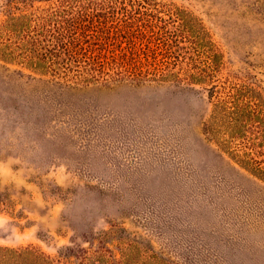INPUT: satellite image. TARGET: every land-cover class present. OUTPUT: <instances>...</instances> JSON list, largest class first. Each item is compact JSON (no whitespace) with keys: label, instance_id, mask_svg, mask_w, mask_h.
<instances>
[{"label":"rangeland","instance_id":"obj_1","mask_svg":"<svg viewBox=\"0 0 264 264\" xmlns=\"http://www.w3.org/2000/svg\"><path fill=\"white\" fill-rule=\"evenodd\" d=\"M176 13L219 55L201 81ZM54 36L72 55L22 61ZM231 85L264 110V0H0V246L57 259L117 229L138 245L101 264H264L259 118L214 116Z\"/></svg>","mask_w":264,"mask_h":264},{"label":"trees","instance_id":"obj_2","mask_svg":"<svg viewBox=\"0 0 264 264\" xmlns=\"http://www.w3.org/2000/svg\"><path fill=\"white\" fill-rule=\"evenodd\" d=\"M173 16L175 17L174 32L182 33V35L178 36L183 39L181 41H174L173 48L178 52L182 51L183 47L180 43L183 41L185 44L191 46L187 49L200 48L202 51L200 56L205 57L207 61L204 66L205 68H202L200 72L191 74L190 77H193L195 81H201L202 79L209 77V72L218 66L219 55L213 49L212 40L208 39V32L201 22L193 16L188 17L180 13L173 14ZM65 23L67 24L62 25V31H65L64 33L73 29L75 26L80 27V31L84 32L87 26V24H82L76 20H69ZM49 46L55 54L52 52L51 55H44L38 51L36 52L37 54L26 57L22 61L36 70L47 72L50 71L54 58L60 57L63 54L72 55V47L66 44L61 48L59 40L55 39V36L51 39ZM128 54L126 48L121 50L122 56H128ZM170 73L171 72H169V74ZM230 88L231 90L226 96H217L214 116L220 121L224 118L225 126L229 121L230 131L234 129V132L236 133L241 130V128H238L239 124L244 125L248 120L259 118V131L260 136L263 139L261 143L264 145V110L260 111V108L262 107L260 103L262 96H259L258 98L255 97L256 100L254 101V105L257 108L252 109L251 107V109H249L248 106L253 104L250 100H246L244 92L248 91L250 88L248 86L239 87L234 85H231ZM252 97L253 96H251V98ZM226 118H229V120L227 121ZM242 118L246 119L243 123L241 121ZM256 168L262 173V175H264V168ZM1 204L7 206L8 202L2 200ZM118 232L119 230L117 229L104 230L96 236H92L91 241H89L92 246L89 247H85L80 243L66 246L60 250L57 259L47 256L43 252L34 248L16 250L0 246V264H101L104 255L111 252L109 247L110 239L116 240L125 250L137 247L138 241L136 238H129Z\"/></svg>","mask_w":264,"mask_h":264}]
</instances>
